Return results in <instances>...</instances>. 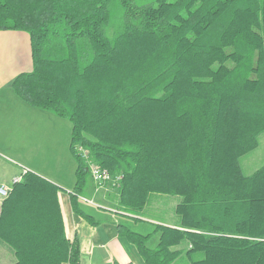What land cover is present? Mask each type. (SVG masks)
<instances>
[{
  "label": "trees",
  "instance_id": "16d2710c",
  "mask_svg": "<svg viewBox=\"0 0 264 264\" xmlns=\"http://www.w3.org/2000/svg\"><path fill=\"white\" fill-rule=\"evenodd\" d=\"M0 31L29 36L32 71L11 84L72 125L74 213L89 182L77 149L120 176L117 211L138 221L178 197L174 228L118 226L144 264H264V165L240 159L264 134V0H0ZM26 173L0 205L14 264H79L57 200Z\"/></svg>",
  "mask_w": 264,
  "mask_h": 264
},
{
  "label": "crops",
  "instance_id": "0c3cea01",
  "mask_svg": "<svg viewBox=\"0 0 264 264\" xmlns=\"http://www.w3.org/2000/svg\"><path fill=\"white\" fill-rule=\"evenodd\" d=\"M31 71L29 36L0 31V185L12 189V179L25 170L58 187L64 233L70 243H78L79 264H144L134 245L119 235L118 226L144 236L151 234L147 246L154 249L159 240V233H153L155 227L174 228L177 220L169 223L144 218L153 231L142 232L137 225L132 230L127 225L132 217L117 211V186L109 183L95 191L91 179L84 197L78 199V208L87 219L74 213L69 195L75 187L77 167L70 151L72 125L24 103L11 88L18 75ZM142 230L148 231L147 227Z\"/></svg>",
  "mask_w": 264,
  "mask_h": 264
},
{
  "label": "rangeland",
  "instance_id": "374dc122",
  "mask_svg": "<svg viewBox=\"0 0 264 264\" xmlns=\"http://www.w3.org/2000/svg\"><path fill=\"white\" fill-rule=\"evenodd\" d=\"M240 168L244 176H249L264 165V134L259 138L258 147L251 153L245 155L240 159ZM7 172V176H8ZM179 201L178 197L172 196H152L149 204L147 205L143 217H139L138 221L128 222V226L135 230H141L142 232H151L154 227L143 222L144 218L158 220L162 222H173L177 219L174 213V208ZM103 212V211H101ZM146 220V219H145ZM147 227V230L142 228ZM146 234V233H143ZM15 257L12 250L0 241V264H14ZM84 264V263H83ZM175 264H188L186 261H180Z\"/></svg>",
  "mask_w": 264,
  "mask_h": 264
},
{
  "label": "built area",
  "instance_id": "2783aa9c",
  "mask_svg": "<svg viewBox=\"0 0 264 264\" xmlns=\"http://www.w3.org/2000/svg\"><path fill=\"white\" fill-rule=\"evenodd\" d=\"M77 154L87 164L89 177H90L92 183L94 184L95 191L101 189L103 186H105L106 184H109V183H114L118 187V185L121 181L120 176H114V177L111 176L106 169H103L98 164L92 162L89 159L88 153L85 152L83 149L78 148ZM26 173L27 172L25 170H23V173L21 176L13 178L11 181V186L20 183L22 176L25 175ZM10 191H11L10 187L0 185V205L8 197ZM83 201L87 202V203H92V202L87 201L86 199H84Z\"/></svg>",
  "mask_w": 264,
  "mask_h": 264
}]
</instances>
